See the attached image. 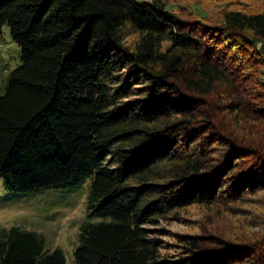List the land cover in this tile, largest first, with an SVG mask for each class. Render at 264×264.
Here are the masks:
<instances>
[{
  "label": "trees",
  "instance_id": "16d2710c",
  "mask_svg": "<svg viewBox=\"0 0 264 264\" xmlns=\"http://www.w3.org/2000/svg\"><path fill=\"white\" fill-rule=\"evenodd\" d=\"M167 1L0 0V31L21 54L0 95V179L35 193L90 178L74 264L258 258L257 246L159 227L264 194V0H233L215 24ZM0 264L66 263L12 227Z\"/></svg>",
  "mask_w": 264,
  "mask_h": 264
},
{
  "label": "rangeland",
  "instance_id": "374dc122",
  "mask_svg": "<svg viewBox=\"0 0 264 264\" xmlns=\"http://www.w3.org/2000/svg\"><path fill=\"white\" fill-rule=\"evenodd\" d=\"M232 1L168 0L167 3L174 10L193 11L191 18L203 13L208 21L215 24ZM232 7L245 11L259 9L256 4L250 5L244 0H239ZM259 48L260 45L257 46ZM20 63V48L11 40L7 26H3L0 31V95L5 91L9 74ZM89 185L90 178H87L80 185L66 189L12 193L5 190L0 179V234L12 227L36 232L42 236L46 249H60L65 263L74 264L73 252L79 230L86 221ZM245 201L241 208L220 217L206 216L200 210L191 209L180 221L159 228L171 234L215 236L228 244L257 246V250H260L256 256L258 258L251 264H264V194L259 193ZM162 239L167 244H174L171 235ZM169 251L173 253L172 249Z\"/></svg>",
  "mask_w": 264,
  "mask_h": 264
}]
</instances>
